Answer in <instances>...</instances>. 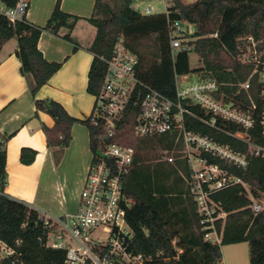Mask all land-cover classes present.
I'll use <instances>...</instances> for the list:
<instances>
[{"label": "trees", "instance_id": "trees-1", "mask_svg": "<svg viewBox=\"0 0 264 264\" xmlns=\"http://www.w3.org/2000/svg\"><path fill=\"white\" fill-rule=\"evenodd\" d=\"M14 7L17 0H0ZM56 0L53 10L42 27L32 26L23 17L14 23L0 14V48L10 39L17 42L16 55L20 60V73L25 77L34 99L37 114L42 111L53 119L51 127L42 126L48 147H56V155L68 145L70 128L81 121L89 131L90 149L103 142L99 129L88 119L70 116L61 104L52 99H36L38 89L46 84L58 70L60 63L46 60L37 47L42 30L56 32L60 27L71 29L77 17L60 9ZM132 0H95L92 15L87 20L95 28L89 47L94 54L86 90L95 95L106 69L102 60L112 54L118 38L137 55L136 75L143 83L170 99H175V76L198 73L224 82L221 90L226 95L238 92L239 99L247 104V95L256 103V124L248 131L251 142L264 145L259 119L264 109L257 75L249 78V88L242 90L252 72L253 65L238 60L248 38L264 50V0H195L192 3L177 1L179 12L171 11L170 19H182L195 26L193 51L201 66L190 67L189 53L177 52L173 57L169 48L164 14H141L129 6ZM216 32V36H211ZM183 105L201 114L197 107ZM138 106L130 105L118 121L115 135L109 140L134 148V157L128 173L123 177V189L132 199L126 209V221L134 233L132 248L136 253L151 256L148 264H221V246L247 242L249 264H264V210L254 214L251 199L241 185H234L212 195L227 213L222 225L220 245L203 241L198 226L195 204L188 187L178 175L177 167L162 158L161 150L172 147L167 135L136 136L133 132ZM186 130L211 136L234 150L247 152V145L218 130L210 128L188 114L183 115ZM232 131L237 127L228 125ZM248 155V154H247ZM35 151L21 148L19 159L23 164L33 161ZM57 157V156H56ZM212 161H215L212 159ZM5 139L0 140V241L13 250L11 256L2 257L0 264H63L65 252L45 246L47 229L36 210L27 204L11 199L2 193L5 183ZM231 171L247 183L252 197H264V159L249 156L245 169ZM222 221L216 226L221 228ZM175 240V244L172 241Z\"/></svg>", "mask_w": 264, "mask_h": 264}, {"label": "built area", "instance_id": "built-area-1", "mask_svg": "<svg viewBox=\"0 0 264 264\" xmlns=\"http://www.w3.org/2000/svg\"><path fill=\"white\" fill-rule=\"evenodd\" d=\"M157 1L161 10L147 5L141 11L135 0L129 7L141 14L165 15L172 57L177 52H192L195 26L186 20L170 19L171 11L179 12L176 8L178 0ZM179 1L192 3L195 0ZM27 6V0H18L14 7H7L0 1V14L14 23L24 17ZM216 34L214 32L211 36ZM102 60L106 69L87 119L99 129L103 143L96 148V153L92 152L79 192L78 207L75 212L60 216L38 213L47 229L45 246L63 250V264H148L153 259L133 250L134 233L126 221V209L132 199L124 192L122 180L132 165L134 148L109 142L115 135L119 119L130 105L139 108L133 126L136 136L176 132L177 139L181 138L180 157L187 165V175L183 177L195 204L203 241L220 245L222 240V225L227 213L220 202L212 198L214 193L239 184L251 199L252 212L256 214L264 210V198L252 197L247 183L231 171L232 168L245 169L248 155L264 159V145L251 142L248 134L257 121L256 103L250 95L244 104L238 92L226 95L221 90V86L226 85L224 82L211 77L188 81L186 76H175V99H170L139 80L135 70L137 55L124 45L122 38L116 40L111 56ZM238 60L252 64L253 69L247 80L238 83L237 87L247 90L249 78L256 74L260 96L264 99V50H258L252 38H248ZM183 102L197 107L201 114L190 111ZM184 114L246 144L248 155L215 141L207 134L186 130ZM228 125L238 130L232 131ZM259 125L264 138V109ZM165 154L167 161H174L171 154ZM218 220L222 221L220 229L216 226ZM0 253L7 257L13 254V250L0 241Z\"/></svg>", "mask_w": 264, "mask_h": 264}, {"label": "crops", "instance_id": "crops-1", "mask_svg": "<svg viewBox=\"0 0 264 264\" xmlns=\"http://www.w3.org/2000/svg\"><path fill=\"white\" fill-rule=\"evenodd\" d=\"M55 1L27 0L25 20L32 26H44ZM94 2L61 0L60 9L77 17L76 21L71 29L60 27L56 32L42 30L37 43L43 57L60 63V67L38 89L35 98L58 102L78 120L88 118L94 102V95L86 90L88 71L94 58L89 47L96 32L95 26L87 18L92 15ZM16 50L14 38L0 48V140L5 139L6 156L2 193L27 204L40 214L60 216L75 212L92 156L88 128L81 121L74 122L70 128V141L58 155L56 147L47 146L42 126L51 127L53 119L42 111L35 114L34 99L25 77L20 73ZM191 74L181 76H186L188 80ZM162 135L172 139V147L161 150L162 158L159 160H166L165 152L171 154L174 161H166L182 164V167H177V173L184 180L187 165L185 159L180 157L183 149L181 138L177 139L176 132ZM21 148L35 151L31 163L20 162ZM222 247L234 262H239L245 256L246 264H249V257L247 260L245 255L248 254L247 242L221 246V264H226Z\"/></svg>", "mask_w": 264, "mask_h": 264}, {"label": "rangeland", "instance_id": "rangeland-1", "mask_svg": "<svg viewBox=\"0 0 264 264\" xmlns=\"http://www.w3.org/2000/svg\"><path fill=\"white\" fill-rule=\"evenodd\" d=\"M135 5L141 11L147 5H151V6L155 7L157 10H161V8H162L157 0H144L143 2H141V0H135ZM188 55H189L190 67H192L194 69L199 68L201 66V62L199 60L198 55L194 51L189 52ZM198 77H200V75L198 73H193V74L189 75L188 81L195 80ZM261 198H264V197H260L258 199H261ZM262 205H264V204H262ZM222 250H223V254H224L223 259H224L226 264H246L245 256H243V258L240 259L239 262H237V261L234 262V260L226 253L224 247H222ZM246 252H247V249H246ZM245 255H246V259L248 260V258H247L248 254L245 253Z\"/></svg>", "mask_w": 264, "mask_h": 264}]
</instances>
